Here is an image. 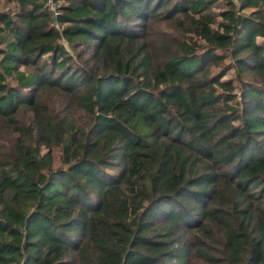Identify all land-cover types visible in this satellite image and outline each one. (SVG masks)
<instances>
[{
	"label": "trees",
	"instance_id": "16d2710c",
	"mask_svg": "<svg viewBox=\"0 0 264 264\" xmlns=\"http://www.w3.org/2000/svg\"><path fill=\"white\" fill-rule=\"evenodd\" d=\"M61 1L0 0V264H264V0Z\"/></svg>",
	"mask_w": 264,
	"mask_h": 264
},
{
	"label": "rangeland",
	"instance_id": "374dc122",
	"mask_svg": "<svg viewBox=\"0 0 264 264\" xmlns=\"http://www.w3.org/2000/svg\"><path fill=\"white\" fill-rule=\"evenodd\" d=\"M63 3L61 0L57 1V4H61ZM8 6H12V4H7ZM223 7V3L219 2L217 4H215L214 7H212L214 9V11H217L219 9H221ZM168 28L165 27L163 30H167ZM235 72L230 71L226 77H230V76H234ZM43 101H45L46 103H48L52 108H55V110L60 109L63 106L64 100L66 98L63 97V94L61 91H57V90H48L46 91L41 98ZM29 118V116H28ZM1 127V124H0ZM54 165H59V155L57 151H54V161H53Z\"/></svg>",
	"mask_w": 264,
	"mask_h": 264
},
{
	"label": "built area",
	"instance_id": "2783aa9c",
	"mask_svg": "<svg viewBox=\"0 0 264 264\" xmlns=\"http://www.w3.org/2000/svg\"><path fill=\"white\" fill-rule=\"evenodd\" d=\"M58 6L57 0H44V7L50 11L54 17H56L59 12Z\"/></svg>",
	"mask_w": 264,
	"mask_h": 264
}]
</instances>
